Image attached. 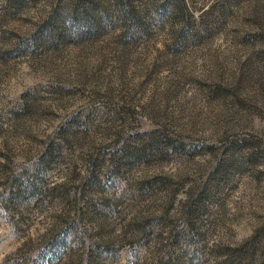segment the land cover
Listing matches in <instances>:
<instances>
[{
	"label": "rangeland",
	"instance_id": "obj_1",
	"mask_svg": "<svg viewBox=\"0 0 264 264\" xmlns=\"http://www.w3.org/2000/svg\"><path fill=\"white\" fill-rule=\"evenodd\" d=\"M0 264H264V0H0Z\"/></svg>",
	"mask_w": 264,
	"mask_h": 264
}]
</instances>
